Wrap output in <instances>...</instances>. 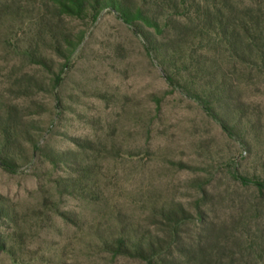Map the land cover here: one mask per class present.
<instances>
[{"label": "rangeland", "instance_id": "obj_1", "mask_svg": "<svg viewBox=\"0 0 264 264\" xmlns=\"http://www.w3.org/2000/svg\"><path fill=\"white\" fill-rule=\"evenodd\" d=\"M41 2L0 0V99L19 120L39 128L38 150L26 145L14 171L0 165V206L10 214L0 218L8 248L0 251V264H147L114 257L103 240L122 228L161 233L165 227L154 208L172 202L193 216L183 228V246H207L201 222H209L224 247L253 250L264 235V200L230 174L236 165L243 175L264 180V139L243 159L239 144L199 103L172 92L143 35L110 10L96 20L53 21L72 34L85 32L66 62L28 19L42 16ZM148 3L160 10L157 0ZM244 95L261 114L264 132V80ZM61 154L69 160L51 161ZM75 179L91 192L68 193ZM207 180L205 196L194 186ZM92 193L97 197H85ZM176 248L170 259L182 261Z\"/></svg>", "mask_w": 264, "mask_h": 264}, {"label": "trees", "instance_id": "obj_2", "mask_svg": "<svg viewBox=\"0 0 264 264\" xmlns=\"http://www.w3.org/2000/svg\"><path fill=\"white\" fill-rule=\"evenodd\" d=\"M157 3L159 11L151 8L148 0H42V9L38 10L44 12L42 16L38 13L28 19L36 20L55 51L69 62L84 42L85 32L72 34L53 26V21L96 20L102 12L112 11L143 35L148 54L161 67L172 92L180 91L199 103L226 135L239 144L242 158L252 156L264 139L263 118L258 110L251 109L244 91L264 80V0H157ZM32 11L25 10V17ZM34 62L46 66L42 58ZM59 80L60 74L54 79V87ZM38 129L37 125L19 120L0 99V165L14 171L18 152H26V145L38 150ZM75 141L80 148L90 150L88 143ZM67 156H53L51 161L66 162L63 159L68 161ZM175 165L182 170L205 171L187 164ZM83 172L89 171L85 168ZM230 175L232 181L254 188L259 200H264V180L243 175L236 165ZM68 182V193H74L70 189H79L75 193L91 192V188L81 189L82 180ZM208 185L209 180L199 181L194 187L206 196ZM85 197L97 196L92 193ZM154 209L165 227L161 233L122 228L103 240L104 249L114 257H130L147 264H249L245 262L247 258H253V264H264V235L259 244L255 242L253 250L237 252L224 247L220 237L214 236V226L201 222L207 229V246L186 247L181 237L184 226L193 220L192 214L177 202L158 204ZM9 215L8 209L0 206V218ZM6 244L7 239L0 238V251L8 250ZM173 245L177 246L182 261L170 259Z\"/></svg>", "mask_w": 264, "mask_h": 264}]
</instances>
